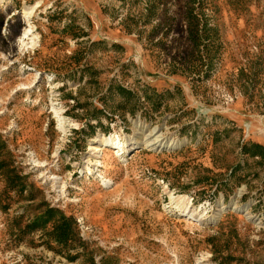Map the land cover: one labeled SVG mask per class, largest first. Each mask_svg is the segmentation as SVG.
Instances as JSON below:
<instances>
[{"label": "rangeland", "instance_id": "rangeland-1", "mask_svg": "<svg viewBox=\"0 0 264 264\" xmlns=\"http://www.w3.org/2000/svg\"><path fill=\"white\" fill-rule=\"evenodd\" d=\"M0 264H264V0H0Z\"/></svg>", "mask_w": 264, "mask_h": 264}, {"label": "trees", "instance_id": "trees-1", "mask_svg": "<svg viewBox=\"0 0 264 264\" xmlns=\"http://www.w3.org/2000/svg\"><path fill=\"white\" fill-rule=\"evenodd\" d=\"M17 183V182H16ZM14 185H18V184ZM28 231L41 229L45 235L46 245L50 246V242L61 247L80 246L81 241L75 230V219L71 216H65L62 212L52 208L45 209L25 226ZM73 257L71 256L70 259Z\"/></svg>", "mask_w": 264, "mask_h": 264}, {"label": "bare ground", "instance_id": "bare-ground-1", "mask_svg": "<svg viewBox=\"0 0 264 264\" xmlns=\"http://www.w3.org/2000/svg\"><path fill=\"white\" fill-rule=\"evenodd\" d=\"M20 43H21V46L22 47H34L37 44V36H35V35L32 34V28H31V26H29L28 28L24 29V31L22 33V36L20 38ZM55 111H57V109H55ZM59 119L61 120V117L60 116H59Z\"/></svg>", "mask_w": 264, "mask_h": 264}]
</instances>
